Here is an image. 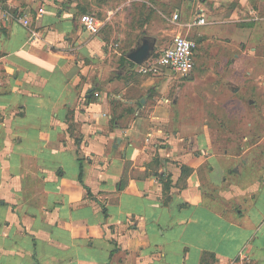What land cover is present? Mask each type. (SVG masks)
<instances>
[{"label": "crops", "instance_id": "obj_1", "mask_svg": "<svg viewBox=\"0 0 264 264\" xmlns=\"http://www.w3.org/2000/svg\"><path fill=\"white\" fill-rule=\"evenodd\" d=\"M171 4L189 75L139 71L173 37L128 47L124 2L0 0V264H264V166L211 137L228 115L264 142V0Z\"/></svg>", "mask_w": 264, "mask_h": 264}, {"label": "rangeland", "instance_id": "obj_2", "mask_svg": "<svg viewBox=\"0 0 264 264\" xmlns=\"http://www.w3.org/2000/svg\"><path fill=\"white\" fill-rule=\"evenodd\" d=\"M173 1L174 0H108V5H112L116 11V8L124 2V5L120 10L124 12L127 18L129 35L126 40V44L128 47H132L135 43H137L141 36H149L156 40L158 45L157 50H160L164 46H168L171 43L172 37L174 36V33L171 30L174 26V23L170 19L171 17L173 18L172 15L175 10L171 4ZM99 16L105 20L108 19V14L99 13ZM158 17H161V20H158ZM108 21L105 28L111 27L110 29H113L114 26L112 24L110 25ZM118 29L120 30V28ZM161 70L162 69H160L159 72H161ZM227 74L229 75L231 72H227ZM230 86L231 84H220V90L211 92L213 97L211 100H213L215 97H218V99H220V103H225L226 101L223 99L226 100V96L221 99L220 97L222 96L219 97V95L222 93L230 94ZM211 118L213 120V123H211L212 140H215V144L218 142L220 143L216 147H219L222 152L229 149L230 153H240L243 155V157H251V166L254 170L253 172L260 174L264 166L262 161L264 158V142L252 148L242 149L237 146V144H239L237 139L240 140V137L243 133H237V123L232 124L233 118L228 115L219 117L215 116ZM259 120L264 121V118H259ZM259 134H261L259 136H264V131ZM250 142L251 140L247 141V143Z\"/></svg>", "mask_w": 264, "mask_h": 264}, {"label": "built area", "instance_id": "obj_3", "mask_svg": "<svg viewBox=\"0 0 264 264\" xmlns=\"http://www.w3.org/2000/svg\"><path fill=\"white\" fill-rule=\"evenodd\" d=\"M40 12L43 8L39 9ZM4 15L8 18L10 13L4 12ZM179 13H174L173 18L177 20ZM80 22L82 27L92 33L98 34L103 26L101 21L95 14L83 13L80 16ZM206 17H199L197 23H206ZM40 34L36 31L32 32V38H40ZM197 47V42L188 36L177 33L173 36L172 45L165 48L161 53L151 56L145 62H143L139 71L142 73H158L162 67H166L174 72L181 73L183 75H189L194 68V53ZM98 96L99 93L96 92Z\"/></svg>", "mask_w": 264, "mask_h": 264}, {"label": "water", "instance_id": "obj_4", "mask_svg": "<svg viewBox=\"0 0 264 264\" xmlns=\"http://www.w3.org/2000/svg\"><path fill=\"white\" fill-rule=\"evenodd\" d=\"M155 49L154 42L150 38H143L141 43L128 53V57L136 62H144Z\"/></svg>", "mask_w": 264, "mask_h": 264}]
</instances>
